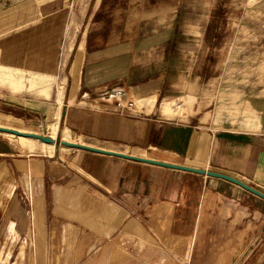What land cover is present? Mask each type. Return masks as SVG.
Masks as SVG:
<instances>
[{"label": "crops", "instance_id": "crops-1", "mask_svg": "<svg viewBox=\"0 0 264 264\" xmlns=\"http://www.w3.org/2000/svg\"><path fill=\"white\" fill-rule=\"evenodd\" d=\"M67 1L0 0V41L26 40L32 48L33 41L53 36L52 26L64 23ZM227 4L90 1L67 93L68 101L91 109L88 118L74 120L89 123L96 141L88 145L224 173L264 192V80L249 82L255 92L247 121L223 123L227 113L204 101L210 90L220 89L210 74L224 72L220 57L230 51ZM250 49L264 67V43ZM257 65L250 71L258 73ZM115 86L160 100L186 92L200 99L193 102L199 108L193 113L188 105L185 113L163 101L150 114H121L104 97ZM247 127L259 131L237 129ZM71 149L55 159H16L0 144V264H7L3 250H12L20 238L40 249L28 238L36 231L48 238L45 247L67 248L71 227L73 248L85 250L74 264H264L263 198L223 178ZM37 188L41 197L32 199ZM71 206L76 209L69 219ZM102 216L112 224L102 225ZM19 256L22 251L15 264Z\"/></svg>", "mask_w": 264, "mask_h": 264}, {"label": "rangeland", "instance_id": "rangeland-1", "mask_svg": "<svg viewBox=\"0 0 264 264\" xmlns=\"http://www.w3.org/2000/svg\"><path fill=\"white\" fill-rule=\"evenodd\" d=\"M90 1L68 0L63 17L64 23L53 25L51 28L53 36H48L45 40L33 41L32 48L26 40L0 41V126L22 132H35L70 142L95 143L96 139L91 137L88 130L87 125L89 123H85L84 120L78 125L74 123L75 119L88 118L91 109L88 106L80 107L75 101L67 100L71 80L69 67L81 36L87 28L85 12ZM226 1L228 3L226 5V50L230 49V51L225 58L220 57L219 67H223L222 60H225L224 72L220 76H217L219 74H210L212 80H219L220 89L210 90L209 98L204 99L207 102V108L210 106L209 109H212L215 105L220 111L223 110L224 113H227L221 118L223 123L225 121L236 122L250 119L252 111L248 100L255 90L248 89L249 82L253 79L264 80V67L260 66L261 62L253 61L254 59L249 56L253 52L250 49L251 44L255 42L259 45L264 43V41H258L260 37H264V0ZM63 19L61 17L60 22ZM234 33L236 36L240 34L241 36L238 38L241 37V40L234 41ZM9 43L12 45V49L9 47ZM25 46H27V52L24 50ZM13 47L18 48V54L13 55ZM238 52H241L240 55H237ZM216 63H218L217 60L214 64ZM256 65L258 66V73L255 72V69L250 71V67ZM261 69L262 73H260ZM237 93L241 94V99H243V107L240 109ZM172 94V98L160 100V96L156 94L138 96L133 93L138 109L142 105L144 106L139 109L141 114H150L163 101H170L172 108L181 110V112L186 113L188 105H190L193 113L198 111V105H193V102L200 99L190 97L186 92ZM137 99L143 100L137 101ZM244 101L246 102L244 103ZM223 105L224 108H222ZM63 111L64 115H62ZM175 117L177 116H173V118ZM204 121L206 122L207 118ZM213 128L221 129L222 127L219 125L213 126ZM237 129L249 130L248 127ZM249 131L254 132L259 131V129H250ZM0 144L3 148L10 147L13 158L16 159L46 158L49 156L55 159L63 152L72 150L60 144L44 147V143L39 140L21 139L1 132ZM25 179L27 181V178ZM38 191V188L37 190L33 189L35 193L32 199L33 197H41L37 194ZM28 202L26 201V206H28ZM75 209L74 206L68 208L69 219L73 218L71 212ZM99 219L100 222L105 220L102 225L112 224L111 220L104 216L99 217ZM72 229L74 227L67 230L69 243H67L68 247L64 249L45 247V244H49L47 243L49 240L42 231H36L28 236L29 239L35 241L37 246L40 244V249H35L34 245L30 247L29 241L27 243L26 240H23L24 238L18 239L12 250H3L7 264L9 262L15 264L20 251H22L23 257L20 259L19 256L18 264H74V261L79 257V252L84 253L85 250L73 248L74 232ZM53 244L57 245L58 242Z\"/></svg>", "mask_w": 264, "mask_h": 264}, {"label": "water", "instance_id": "water-1", "mask_svg": "<svg viewBox=\"0 0 264 264\" xmlns=\"http://www.w3.org/2000/svg\"><path fill=\"white\" fill-rule=\"evenodd\" d=\"M62 115H64V111L62 112ZM0 132L11 133V134H14L17 136L36 138L38 140L43 141L44 143H54L55 145L60 144V145H63V146L69 147V148L83 149V150H87L90 152L112 155V156L121 157V158H125V159L142 161V162L151 163V164H155V165H161L164 167L181 169V170L191 171V172H195V173H199V174H205V175H209V176H215V177L223 178L225 180H228L230 182H233V183L241 186L242 188L246 189L247 191H249V192H251V193H253V194L264 199V192L256 189L254 186L249 185V184L243 182L242 180H240L238 178H235L233 176H230V175H227L224 173L215 172V171L206 170V169H201V168H193L190 166H185V165L155 160V159L148 158V157H141V156H136V155H132V154L117 152L114 150H107L104 148L95 147V146H91V145L79 143V142H69V141L60 140V139H53L50 136L41 135V134H38L35 132H22V131H19V130L13 129V128H9V127H5V126H0Z\"/></svg>", "mask_w": 264, "mask_h": 264}, {"label": "built area", "instance_id": "built-area-1", "mask_svg": "<svg viewBox=\"0 0 264 264\" xmlns=\"http://www.w3.org/2000/svg\"><path fill=\"white\" fill-rule=\"evenodd\" d=\"M104 97L105 99L112 101L121 114L127 112L140 113L141 111L139 109L144 107L142 105L141 108L138 109L133 93L124 86H115L106 90Z\"/></svg>", "mask_w": 264, "mask_h": 264}, {"label": "bare ground", "instance_id": "bare-ground-1", "mask_svg": "<svg viewBox=\"0 0 264 264\" xmlns=\"http://www.w3.org/2000/svg\"><path fill=\"white\" fill-rule=\"evenodd\" d=\"M20 131V130H19ZM1 133H5V132H1ZM5 134H10V135H14V134H11V133H5ZM14 136H16V137H19V138H29V139H36V138H31V137H23V136H17V135H14ZM51 137V136H50ZM51 138H53V137H51ZM53 139H55V138H53ZM36 140H38V139H36ZM39 141H41V140H39ZM66 141V140H65ZM41 142H43V141H41ZM70 142V141H69ZM44 143V142H43ZM45 144H54V143H45ZM63 146V145H62ZM66 147V146H65Z\"/></svg>", "mask_w": 264, "mask_h": 264}]
</instances>
